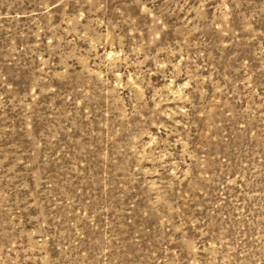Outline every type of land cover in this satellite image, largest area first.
I'll return each mask as SVG.
<instances>
[{
	"label": "rangeland",
	"instance_id": "1",
	"mask_svg": "<svg viewBox=\"0 0 264 264\" xmlns=\"http://www.w3.org/2000/svg\"><path fill=\"white\" fill-rule=\"evenodd\" d=\"M0 264H264V0H0Z\"/></svg>",
	"mask_w": 264,
	"mask_h": 264
}]
</instances>
